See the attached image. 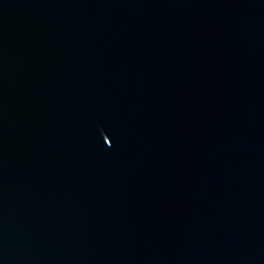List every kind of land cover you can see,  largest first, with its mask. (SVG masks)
<instances>
[{"label": "water", "instance_id": "obj_1", "mask_svg": "<svg viewBox=\"0 0 264 264\" xmlns=\"http://www.w3.org/2000/svg\"><path fill=\"white\" fill-rule=\"evenodd\" d=\"M0 264H264V0H0Z\"/></svg>", "mask_w": 264, "mask_h": 264}]
</instances>
